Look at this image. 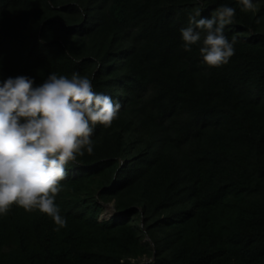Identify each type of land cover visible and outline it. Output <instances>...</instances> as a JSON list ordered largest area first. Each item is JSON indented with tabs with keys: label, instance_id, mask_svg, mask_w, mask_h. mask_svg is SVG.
Returning a JSON list of instances; mask_svg holds the SVG:
<instances>
[{
	"label": "trees",
	"instance_id": "trees-1",
	"mask_svg": "<svg viewBox=\"0 0 264 264\" xmlns=\"http://www.w3.org/2000/svg\"><path fill=\"white\" fill-rule=\"evenodd\" d=\"M252 2L0 0V83L78 73L121 105L66 167V226L0 215V264H264V0ZM221 6L235 9L234 54L209 67L181 29Z\"/></svg>",
	"mask_w": 264,
	"mask_h": 264
},
{
	"label": "clouds",
	"instance_id": "clouds-1",
	"mask_svg": "<svg viewBox=\"0 0 264 264\" xmlns=\"http://www.w3.org/2000/svg\"><path fill=\"white\" fill-rule=\"evenodd\" d=\"M239 2L242 11L255 10L252 0ZM234 15V8L221 6L213 18L190 17L189 26L181 29L185 51L202 42L199 51L206 65L226 64L235 37L230 43L224 29ZM120 107L78 73H51L39 86L25 76L0 83V215L17 206L66 226L55 203L66 167L85 151L93 152L94 127L111 126Z\"/></svg>",
	"mask_w": 264,
	"mask_h": 264
},
{
	"label": "rangeland",
	"instance_id": "rangeland-1",
	"mask_svg": "<svg viewBox=\"0 0 264 264\" xmlns=\"http://www.w3.org/2000/svg\"><path fill=\"white\" fill-rule=\"evenodd\" d=\"M114 213L115 212L113 210V203L112 202L103 204V209H102L101 213L99 214L98 219L99 220L107 219L110 216H112ZM150 260L151 259L142 258L138 264H146Z\"/></svg>",
	"mask_w": 264,
	"mask_h": 264
},
{
	"label": "water",
	"instance_id": "water-1",
	"mask_svg": "<svg viewBox=\"0 0 264 264\" xmlns=\"http://www.w3.org/2000/svg\"><path fill=\"white\" fill-rule=\"evenodd\" d=\"M113 210H114L115 213L117 212V211L115 210L114 206H113Z\"/></svg>",
	"mask_w": 264,
	"mask_h": 264
}]
</instances>
